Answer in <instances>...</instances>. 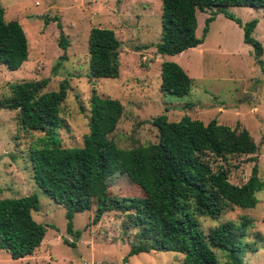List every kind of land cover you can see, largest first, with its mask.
<instances>
[{
  "label": "rangeland",
  "instance_id": "rangeland-1",
  "mask_svg": "<svg viewBox=\"0 0 264 264\" xmlns=\"http://www.w3.org/2000/svg\"><path fill=\"white\" fill-rule=\"evenodd\" d=\"M0 7L4 20L18 22L28 41V59L18 70L11 72L0 65V98L9 95L12 83L48 79L44 92H50L69 77L70 90L60 114L63 147L82 145L89 132L88 99L94 91L100 97L118 100L123 107L109 137L118 149L155 143L156 130L149 122L160 115H166L169 122H178L184 116L203 123L216 120L232 129H246L258 147L254 156L216 162L229 171L230 183L244 184L254 165L264 183V71L255 61L253 48L244 44L243 29L235 21L219 14L209 24L201 45L176 56H161L156 52L161 35V0H0ZM227 12L241 25L257 20L252 37L264 49L262 12L247 7H229ZM209 14L197 12V38L202 37ZM92 28L112 30L121 44L117 79L87 77L88 36ZM61 33L68 42L66 50L59 46ZM63 55L66 59L58 67ZM163 62H175L193 79L188 95L177 97L160 91ZM16 114L0 110V199L36 194L40 210L32 214L33 219L49 228L33 255L12 260L0 250V264H183L182 255L170 252L129 256L136 229L123 213H106L92 225L93 206L91 211L75 214L73 233L67 232L64 208L33 180L28 153L41 134L16 138ZM107 180L112 196L142 197L116 167L108 169ZM256 199L253 209L228 207L216 220L199 218L205 233L243 216L254 221L243 245L244 264H264V189ZM217 256L221 263L226 262L221 253L217 252Z\"/></svg>",
  "mask_w": 264,
  "mask_h": 264
},
{
  "label": "trees",
  "instance_id": "trees-1",
  "mask_svg": "<svg viewBox=\"0 0 264 264\" xmlns=\"http://www.w3.org/2000/svg\"><path fill=\"white\" fill-rule=\"evenodd\" d=\"M229 7H247L262 12L264 0H161V35L156 47L161 56H176L201 45L209 24L219 14L243 29V42L253 48L256 63L264 71V49L252 37L257 20L245 25L227 12ZM210 12L203 35L197 38V12ZM61 29V25L57 24ZM120 42L110 29L92 28L88 36L89 79H117L120 72ZM59 46L67 40L60 35ZM148 49V46L145 47ZM28 59V41L22 26L4 20L0 7V65L13 72ZM66 56H61V66ZM57 70V68H55ZM48 79L9 85V95L0 98V110L16 111V138L39 133L28 157L35 184L65 210L67 232L73 233L75 214L96 206L92 225L109 212L126 214L136 229L129 256L151 251L182 255L183 264H244V241L254 228L247 216L201 228L199 218L218 219L228 207L253 209L256 194L264 189L256 165L242 185L229 181L224 164L231 158L254 156L258 147L244 128H230L216 120L203 123L187 116L169 122L166 115L149 123L156 142L132 149H118L109 138L123 114L118 100L94 91L88 99L89 132L80 147L66 148L59 131L63 127L62 105L70 90L69 77L55 91L44 92ZM193 79L175 62L161 64L160 91L184 97ZM255 160V159H252ZM123 172L128 183L142 193L139 198L115 197L108 192V169ZM40 210L36 194L0 199V250L12 260L33 255L41 246L48 225L36 222ZM264 250V247H263ZM217 252L226 262L221 263Z\"/></svg>",
  "mask_w": 264,
  "mask_h": 264
}]
</instances>
